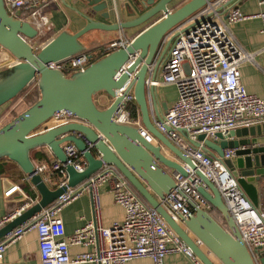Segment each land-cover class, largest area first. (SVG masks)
Listing matches in <instances>:
<instances>
[{"label":"water","instance_id":"1","mask_svg":"<svg viewBox=\"0 0 264 264\" xmlns=\"http://www.w3.org/2000/svg\"><path fill=\"white\" fill-rule=\"evenodd\" d=\"M176 1L126 0L121 8L128 19L124 21L117 17L115 0L110 3L108 0H81L88 7L86 12L65 2L84 20L85 26L76 33L64 30L37 50L31 42L39 39L40 32L30 22L10 15L0 0V47L16 60L15 64L0 71V107L14 102L34 83L40 91V98L34 105L0 128V160L16 163L40 196L35 205L0 229V241L55 203L67 187L75 188L84 183L105 163L114 165L125 176L138 195L162 216L204 264H257L218 189L192 158L185 156L158 131L151 119L146 87L148 65L169 33L214 0H189L171 10L170 6ZM95 15L101 20L95 19ZM112 15L116 17L115 23L111 22ZM137 28L140 31L126 47L110 52L82 72L68 76L49 68L50 64H60L87 53L81 39L90 32H129ZM131 58L133 61L129 63ZM127 63V70L121 73ZM130 75L134 78L128 91H133L142 124L155 138L154 143L148 142L137 128L114 120L122 102L116 91L126 85ZM98 93L110 99L107 108L97 106L95 96ZM160 99L163 110L167 111L165 97L161 95ZM62 112L76 121L47 126ZM216 138L206 139L202 135L199 141L204 142L205 151L212 159H222L226 150H235L234 157L224 163L257 207L255 184L262 181L264 184V124L238 128L226 136L219 133ZM68 143H73L83 154L87 168L77 173L72 166H67L68 186L53 190L42 175L36 174L31 153L47 148L60 163L66 164L64 146ZM165 152H170L171 157ZM186 166L203 180L205 187H199L198 191L222 215L225 225L214 218L210 210L193 202H189L190 209L181 207L174 211L178 221L170 214L169 199L178 189L175 176L188 177ZM260 264H264V253Z\"/></svg>","mask_w":264,"mask_h":264},{"label":"built area","instance_id":"2","mask_svg":"<svg viewBox=\"0 0 264 264\" xmlns=\"http://www.w3.org/2000/svg\"><path fill=\"white\" fill-rule=\"evenodd\" d=\"M64 0H3L7 12L15 18L30 22L41 20V26L50 29L49 16L45 13L50 4ZM236 0H214L185 24L176 27L163 40L154 60L148 65L146 77L147 99L151 119L159 132L193 159L197 168L218 189L229 212L233 216L253 259L260 264L264 253V208L255 207L226 167L224 160L231 159L235 150H226L222 159H212L206 153L199 137L216 140L217 134L264 124V97L250 94L242 82L241 65L253 59L244 52L232 36L229 27L248 19L259 18L264 33V12L247 15L234 7ZM264 4V0H260ZM35 27V26H34ZM129 40L111 42L107 51L112 52L128 45ZM133 61V58L129 63ZM90 63L88 53L78 54L60 64H50V69L71 74L84 71ZM127 63L121 73L127 70ZM134 75L116 91L122 102L114 114V120L122 125L137 128L151 143L155 138L144 128L140 113L133 117L130 105L135 103L133 91H128ZM175 87L176 101L163 110L159 90ZM53 126L75 122L71 115L62 112L53 119ZM87 145L89 142L84 139ZM199 144L196 146V144ZM67 163L56 160L53 164L36 167V174L43 178L47 173L58 176L57 188L68 186L67 166L83 173L87 162L73 143L64 146ZM188 177L176 174L177 190L171 193L168 209L174 220V211L190 209L189 202L211 210L201 196L199 187L203 180L189 166ZM47 182V181H46ZM109 184L114 201L124 209L123 221L104 226L101 220L98 188ZM85 192L93 197L94 216L83 227L68 235L61 217L62 209ZM22 193L20 185H11L4 196L10 198ZM39 200L29 198L13 213L0 221V228L20 217ZM38 235L41 264H129L140 258H150L154 264H164L167 255L182 253L192 264H204L194 252L170 228L162 216L134 190L125 176L114 166L102 168L84 183L67 191L51 206L43 209L32 220L11 231L0 241V261L8 247L20 240L27 232ZM81 246L89 251L72 256V247ZM26 264V263H24Z\"/></svg>","mask_w":264,"mask_h":264},{"label":"crops","instance_id":"3","mask_svg":"<svg viewBox=\"0 0 264 264\" xmlns=\"http://www.w3.org/2000/svg\"><path fill=\"white\" fill-rule=\"evenodd\" d=\"M110 3V0H108ZM118 8V19L128 20L124 13H121L124 2L126 0H115ZM189 0H177L174 2L170 9L181 6ZM69 6L76 7L81 11H88V7L81 2V0H64L60 3H52L46 9V14L50 19V29L54 33L52 37L57 36L64 30L71 33H76L85 26L84 20ZM234 7L247 15H257L264 12V4L260 0H236ZM60 14L62 19L56 25H51L52 15ZM95 19L101 20L99 15L94 16ZM111 22H116V17L112 15ZM35 28L41 33L43 27L39 23H34ZM263 25L259 18L248 19L246 21L238 22L230 25L229 30L234 37L235 41L241 49L253 55L250 61H244L241 65L242 82L250 94L264 97V33L262 32ZM139 28L130 30L129 32H103L93 31L85 35L81 41L90 53H97L100 50L107 51L108 45L111 42L120 40L122 38L132 40L139 32ZM45 32V31H44ZM33 46L38 43V40L31 42ZM87 52V53H88ZM16 60L10 53L0 47V71L7 69L15 64ZM37 84V83H35ZM27 89L24 95H31L38 88L34 86ZM160 96L165 97V101L170 107L177 98V90L175 87H163L159 90ZM105 95V94H104ZM106 96V95H105ZM109 98L106 96L102 99L105 104ZM25 100L20 99L18 102L6 104L0 107V127L7 124L10 119L9 116L21 110L25 105ZM109 105V104H108ZM107 105V106H108ZM107 108V107H105ZM24 112V111H23ZM21 112V113H23ZM19 113V114H21ZM51 123L53 122L50 121ZM263 124V121H262ZM50 126H53L52 124ZM263 141L262 139L260 140ZM168 157H171L170 152H165ZM31 160L36 167L43 164L51 165L57 159L55 155L47 148H40L31 153ZM47 173L45 177L48 186L55 190L58 185V176H51ZM20 185L22 193H17L10 198L4 196L11 185ZM258 190V208H264V184L263 181L255 184ZM99 206L101 209L102 224L106 227L111 226L114 222L123 221L125 217L124 209L117 205L111 193L109 184L101 185L98 188ZM29 198L40 199L37 190L30 184L29 178L23 173L21 168L14 162L8 159L0 160V221L5 216L13 213L18 209L25 200ZM94 216L93 197L91 193L85 192L83 195L73 200L70 204L66 205L61 211V217L64 222L66 232L68 235L74 233L76 230L83 227L86 223L91 221ZM1 229V228H0ZM89 251L88 248L75 246L71 248V255H77ZM41 264L40 251L38 244V235L35 230L27 232L20 240L16 241L8 247L0 264ZM129 264H154L150 258H140L131 261ZM164 264H192L189 259L182 253H171L166 256Z\"/></svg>","mask_w":264,"mask_h":264},{"label":"rangeland","instance_id":"4","mask_svg":"<svg viewBox=\"0 0 264 264\" xmlns=\"http://www.w3.org/2000/svg\"><path fill=\"white\" fill-rule=\"evenodd\" d=\"M59 19H62V16L60 15V14H57V15H52V18H51V25H56V23H58L59 22ZM42 31H41V33L42 34H40V37H39V39H38V43L35 45V48L37 49V50H40V48L43 46V45H45L49 40H51L53 37H51L52 35H50L49 34V32H48V28L47 27H45V28H43V29H41ZM45 31V32H44ZM40 41V42H39ZM130 41V40H129ZM35 84V83H34ZM34 86H37V84H35ZM25 94V93H24ZM21 95V97H19L20 99H23V100H25V105L24 106H22L21 107V110L20 111H18V113L16 112L15 113V116L16 115H18L19 113H21V112H23V111H25V110H27L30 106H32L33 105V103H34V101H36V98L37 97H27V95ZM19 98L18 99H16L14 102H12L11 103V105L13 104V103H15V102H18L19 101ZM106 98V96L104 95V93H98V94H96V96H95V102H96V104H97V106L100 108V109H105V107H107V105L110 103V99H109V101L107 100L106 102H105V104L103 103V101H102V99H105ZM11 117L12 116H9V119H11ZM54 121V120H53ZM53 123V122H52ZM51 122L50 123H48L47 124V126H50L51 124H52Z\"/></svg>","mask_w":264,"mask_h":264},{"label":"trees","instance_id":"5","mask_svg":"<svg viewBox=\"0 0 264 264\" xmlns=\"http://www.w3.org/2000/svg\"><path fill=\"white\" fill-rule=\"evenodd\" d=\"M49 34L50 35H54V33H52L51 31L49 32ZM52 35V36H53ZM51 36V37H52ZM40 42V41H39ZM88 54L92 57V59L90 60V63H89V65L90 64H92V63H94V62H96V61H99V60H101L102 58H104L105 56H107L108 54H110V52L109 51H103V50H100V51H98L97 53H92V52H88ZM66 75H68V76H71L72 74L71 73H69L68 71L66 72ZM37 97L36 98V101H34V103H33V105L39 100V98H40V91H39V89L37 88L35 91H34V93L33 94H29L27 97ZM31 107V106H30ZM29 107V108H30ZM130 111H131V114H132V116L133 117H137L138 116V114H139V107H138V105L136 104V103H133V104H131L130 105ZM19 115V114H18ZM18 115H13L12 117H11V119H10V121L12 120V119H14L15 117H17ZM9 121V122H10ZM8 122V123H9ZM6 125V124H5ZM3 127V126H2ZM2 127H0V128H2ZM211 214H212V216L214 217V218H216L218 221H220L221 223H223L224 225H225V221H224V219H223V217H222V215L216 210V209H214L213 207H211Z\"/></svg>","mask_w":264,"mask_h":264},{"label":"bare ground","instance_id":"6","mask_svg":"<svg viewBox=\"0 0 264 264\" xmlns=\"http://www.w3.org/2000/svg\"><path fill=\"white\" fill-rule=\"evenodd\" d=\"M35 23H39L40 24L41 23V20L39 18H36L35 19Z\"/></svg>","mask_w":264,"mask_h":264}]
</instances>
